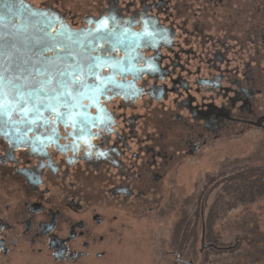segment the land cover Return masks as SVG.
<instances>
[{"label":"flooded vegetation","instance_id":"obj_1","mask_svg":"<svg viewBox=\"0 0 264 264\" xmlns=\"http://www.w3.org/2000/svg\"><path fill=\"white\" fill-rule=\"evenodd\" d=\"M34 1L0 0V10L15 13L1 17L18 23L27 13L44 14L52 34L72 40L87 29L98 34V46L83 48L96 59L110 39L116 46L134 42L135 56L116 74L112 66L122 54L107 50L109 66L100 75L113 82L103 80L95 96L99 112L85 98L81 108L72 107L65 93L56 110L33 108L42 113L37 127L16 120L29 109L0 110V253L41 244L58 264H98L122 250L137 216L184 207L165 191L208 143L264 132V0H132L138 5L127 16L119 0H99L96 14L71 24L73 9L64 0ZM124 23L131 37L122 42ZM116 83L126 91L115 90ZM4 84L0 77V101ZM114 100L119 112L107 107ZM198 241L201 252L203 234ZM168 254L183 259L175 249Z\"/></svg>","mask_w":264,"mask_h":264},{"label":"rangeland","instance_id":"obj_2","mask_svg":"<svg viewBox=\"0 0 264 264\" xmlns=\"http://www.w3.org/2000/svg\"><path fill=\"white\" fill-rule=\"evenodd\" d=\"M98 1L64 0V6L73 9L72 13L68 12L67 21L70 24L73 21L80 22V16L96 14L99 7L103 6L99 5ZM130 1L132 2L119 0L117 8L120 14L127 16L134 12L138 4ZM34 3H39V0H35ZM113 9L112 7L105 16L109 24L114 23ZM4 15L12 18L15 13L0 10V77L3 83L9 82L4 84V89L8 91L6 106L11 110L29 109L25 115L16 119L21 122L29 120L37 127L42 113L41 111L38 115L33 113V108L39 110L41 107H49L56 110L59 107L58 97L62 93L69 96L72 107L81 108L80 100L85 98L88 106L96 108L95 113L99 112V108L94 105L95 96L99 94L102 82H113L112 77L102 79L100 75V69L109 66L104 57L108 53L107 50L120 51L122 54L119 63L112 66L116 74L122 70L123 61L133 66L131 59L135 56L134 42L116 46L113 39H110L106 46L99 47L102 49L99 51L102 57L96 59L83 51L87 42L99 45L100 36L91 29L79 32L78 38L72 40L64 34H49L45 24H34L31 19L22 18L25 28L19 32L11 22L3 20L1 16ZM160 16L163 17L164 14ZM128 25L126 23L120 25L118 32L121 34L126 32ZM46 49L48 51H44ZM109 74L112 75L114 72L110 71ZM49 78L51 79L47 81ZM63 78L64 86H59L57 82ZM14 84L16 85L11 90ZM115 88L117 91H126L117 83ZM100 97L101 95L98 96ZM96 101L103 102L102 99ZM106 104L109 109L119 112L118 100ZM136 104L138 110L143 112L141 101H136ZM126 113L130 114V111ZM245 165H264V132L250 129L240 134L220 136L208 143L199 155L188 160L186 167L176 178L177 186L175 188L172 186L171 191H165L166 199L172 193H176L175 199L186 201L184 207L178 210V213L175 212V208H168L162 216H159L158 212L137 216L133 222L130 221V226L124 231L122 250L98 264H183L177 263L173 256L168 254V250L173 249V243L177 242V230L182 226V220L190 218L197 205L200 207L204 202L203 209H206L214 202L215 192L221 188L218 181L222 172L235 171L236 168ZM212 177L215 179L212 180ZM262 193L253 201H248L250 200L248 198L247 202L243 203L230 202L225 210L217 215L213 226L215 231H218V242L225 243L226 248L218 254L209 256L210 258L218 259L221 264H264V192ZM240 232L245 233L249 239L237 238ZM198 239L199 234L195 248L190 246L191 238L183 242L182 253L188 258L197 260L200 258ZM0 264L58 263L49 257L47 249L41 244L21 243L6 256L0 253Z\"/></svg>","mask_w":264,"mask_h":264},{"label":"trees","instance_id":"obj_3","mask_svg":"<svg viewBox=\"0 0 264 264\" xmlns=\"http://www.w3.org/2000/svg\"><path fill=\"white\" fill-rule=\"evenodd\" d=\"M221 175L218 181V183H221V188L214 202L206 209H203L205 207L204 203L202 210L197 205L190 218L182 220V226H179L177 230V242L172 245V248L178 252L180 257L187 258V260H191L195 264H221L218 259L209 257L224 251L226 248L225 243L218 242V231H215L213 222L217 215L225 210L231 199L234 202L239 201L241 203L247 202L248 198L250 199L248 201H253L264 192V165H245L236 168L235 171L222 172ZM214 179L215 177H212V180ZM200 233L203 234L205 243L200 252V258L198 260L188 258L186 254L182 253L184 247L182 239L186 238L189 241L191 238L190 246L195 248L197 242H195L194 238ZM243 237L249 239L245 233L241 232L237 238L242 240Z\"/></svg>","mask_w":264,"mask_h":264},{"label":"water","instance_id":"obj_4","mask_svg":"<svg viewBox=\"0 0 264 264\" xmlns=\"http://www.w3.org/2000/svg\"><path fill=\"white\" fill-rule=\"evenodd\" d=\"M41 15L42 14H39V13H37V14H26L25 16H23V17H20L19 19H18V23L17 22H15V20H14V18L13 19H9V18H4V17H2L3 18V20H5L6 22H11L12 23V25H13V27L17 30V31H22L25 27H24V25H23V23H22V21H21V19L23 18V19H31L32 20V22L34 23V24H38V23H40V24H45V27H47V29H48V33L49 34H52L51 32H50V27H51V20H49L48 18H47V16L45 15L44 17H41ZM16 26H18V28H22V29H17L16 28ZM130 27H131V24L129 25ZM27 29H29V28H27ZM29 30H31V29H29ZM129 34H131L130 32H124L123 34H119V35H117V37H119V39L122 41V42H124L125 40H126V38H128V37H131V36H129ZM52 35H57V34H52ZM131 43V42H130ZM119 44H123V43H119ZM129 44V43H128ZM94 49V48H93ZM44 51H48V49H46V50H44ZM37 76H35V78H36ZM51 79V78H50ZM18 80V79H17ZM16 80V81H17ZM7 83H9V82H5V84H7ZM91 88V87H90ZM8 92V91H7ZM7 96L5 95V98L3 99V101H4V103L7 105V102L5 101V100H7V98H6ZM176 260L178 261V262H182V263H185V264H195L193 261H191V260H187V259H181V258H177L176 257Z\"/></svg>","mask_w":264,"mask_h":264},{"label":"snow or ice","instance_id":"obj_5","mask_svg":"<svg viewBox=\"0 0 264 264\" xmlns=\"http://www.w3.org/2000/svg\"><path fill=\"white\" fill-rule=\"evenodd\" d=\"M102 23V25H105L106 24V22H101ZM5 103H4V101H0V110H2V109H4L5 108Z\"/></svg>","mask_w":264,"mask_h":264}]
</instances>
